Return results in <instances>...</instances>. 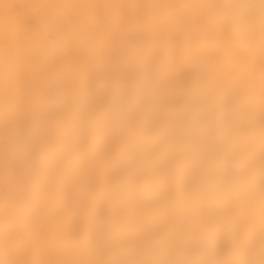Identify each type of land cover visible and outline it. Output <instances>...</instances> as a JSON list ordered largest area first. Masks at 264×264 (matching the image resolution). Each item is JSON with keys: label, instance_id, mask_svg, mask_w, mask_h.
I'll use <instances>...</instances> for the list:
<instances>
[{"label": "bare ground", "instance_id": "bare-ground-1", "mask_svg": "<svg viewBox=\"0 0 264 264\" xmlns=\"http://www.w3.org/2000/svg\"><path fill=\"white\" fill-rule=\"evenodd\" d=\"M231 0H0V250L11 264H108L127 246L122 232L139 237V218L120 224L113 208L115 180L106 153L89 148L58 187L22 176V160L38 139L33 128L58 90L70 102L86 74L82 94L103 104L138 69L119 47L133 26L140 47L167 45L176 57L158 91L162 121L183 109L196 90L226 100L242 118L237 152L264 165V30L244 29L212 9ZM59 41L55 53L50 50ZM55 85V86H50ZM39 94V103L33 97ZM49 127L63 133V114ZM120 144L114 143L115 154ZM35 205L40 219L19 213ZM223 209L197 210L203 218ZM256 239L264 228L251 226Z\"/></svg>", "mask_w": 264, "mask_h": 264}, {"label": "clouds", "instance_id": "clouds-1", "mask_svg": "<svg viewBox=\"0 0 264 264\" xmlns=\"http://www.w3.org/2000/svg\"><path fill=\"white\" fill-rule=\"evenodd\" d=\"M212 11L244 29L264 30V0H231ZM141 36L135 25L120 38L119 47L137 58L138 69L103 104L82 94L86 74L82 82L77 74L70 102L58 90V102L28 130L39 135L21 162L22 176L58 187L89 148L106 153L117 221L139 218L142 227L139 237L121 233L127 246L108 264H264V238L251 231L255 223L264 228V165H251L236 148L238 124L253 118L196 90L183 109L161 121L158 91L176 57L167 45L141 48ZM58 41L57 33L52 53ZM39 99L37 94L33 102ZM57 114L69 125L63 133L49 127ZM259 119L264 122V106ZM202 208L223 211L203 218L197 212ZM34 212L35 205H25L21 223L38 221ZM0 264H11L3 250Z\"/></svg>", "mask_w": 264, "mask_h": 264}]
</instances>
